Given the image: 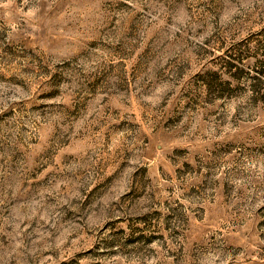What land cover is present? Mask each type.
<instances>
[{
    "label": "rangeland",
    "instance_id": "374dc122",
    "mask_svg": "<svg viewBox=\"0 0 264 264\" xmlns=\"http://www.w3.org/2000/svg\"><path fill=\"white\" fill-rule=\"evenodd\" d=\"M0 264H264V0H0Z\"/></svg>",
    "mask_w": 264,
    "mask_h": 264
}]
</instances>
